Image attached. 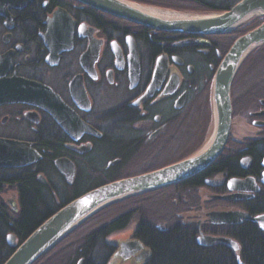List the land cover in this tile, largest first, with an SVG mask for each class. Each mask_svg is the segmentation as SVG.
I'll use <instances>...</instances> for the list:
<instances>
[{"label": "flooded vegetation", "instance_id": "obj_1", "mask_svg": "<svg viewBox=\"0 0 264 264\" xmlns=\"http://www.w3.org/2000/svg\"><path fill=\"white\" fill-rule=\"evenodd\" d=\"M132 1L175 10L185 3ZM239 36L157 32L71 0H0V264L87 192L199 151L212 124L215 71ZM231 101L223 153L203 173L150 199L161 213L149 221L161 231L191 230L197 246L245 264L239 231L253 225L264 237L241 218L264 216V50L237 73ZM31 181L42 219L25 229L23 193ZM238 182H245L242 190ZM212 211L234 212L239 222L209 223ZM131 226L118 232L130 229L134 240L140 222ZM202 234L231 239L239 250L200 246ZM105 245L114 249L111 259L95 263L121 264L120 242Z\"/></svg>", "mask_w": 264, "mask_h": 264}, {"label": "water", "instance_id": "obj_2", "mask_svg": "<svg viewBox=\"0 0 264 264\" xmlns=\"http://www.w3.org/2000/svg\"><path fill=\"white\" fill-rule=\"evenodd\" d=\"M98 12L147 29L192 36H226L248 25L255 17L262 24L238 37L222 57L215 71L212 89V125L203 147L188 158L167 167L127 177L87 192L60 209L39 225L9 256L4 264H37L66 238L95 216L127 200L180 185L206 171L223 153L232 125L231 90L237 73L246 59L264 47V0H241L224 12L198 13L143 4L132 0H71ZM68 18L56 13L54 18ZM26 164L31 156L27 155ZM59 168L62 166L60 162ZM236 189L242 190L238 182ZM208 184H210L208 182ZM209 223L235 224L234 212H209ZM241 218L256 223L264 232V216ZM198 244L210 247L222 244L238 252V244L227 238L201 235ZM151 256L139 240L120 243L121 264L142 263ZM79 264H83L80 260Z\"/></svg>", "mask_w": 264, "mask_h": 264}, {"label": "trees", "instance_id": "obj_3", "mask_svg": "<svg viewBox=\"0 0 264 264\" xmlns=\"http://www.w3.org/2000/svg\"><path fill=\"white\" fill-rule=\"evenodd\" d=\"M239 1L240 0H185L180 10L198 13H218L230 10ZM161 7H163V5ZM262 22L263 20H260L254 25L250 23L251 25L248 24L241 27L235 34H245L248 30L251 31L258 27ZM248 27L250 28L248 29ZM246 29L248 30L246 31ZM261 50H264V48H261L257 52ZM165 191L166 190H161L130 199L113 207L120 205H133V207H135V203L149 197L154 199V197L161 196ZM23 199L25 209L23 217L20 220V225L25 229H31L42 219L39 215L41 198L38 193V187L33 181L25 185ZM113 207L100 213L90 222L104 215L106 212H109ZM140 208L142 209L144 207L133 208L136 211L130 210L128 213L122 215L119 220H115L106 226L91 231L81 239H74L73 237L77 236L78 233L89 224L88 222L66 238V240L60 243L37 264H42L45 260L50 258L51 260L61 259L66 261V263L63 264H75L76 261L81 258L86 259L85 264H96L95 262L98 259L107 262L111 259L114 249L105 245L106 239L112 234L126 229L132 221L137 219L138 222H140V227L135 233L134 238L138 239L145 247L149 248L152 253L151 258L146 264H235L233 258L229 256L230 254L216 252L212 249H203L197 246L191 230H183L179 227H171L168 231L158 230L149 221L148 211L140 210ZM71 240L76 241L75 243H71V246H67L66 244L65 250L62 249V251L57 252L60 248L64 247L65 243ZM239 240L244 246L243 259L245 264H264V237L253 225L244 229L242 228L239 231ZM5 261L6 259L3 260V263Z\"/></svg>", "mask_w": 264, "mask_h": 264}, {"label": "rangeland", "instance_id": "obj_4", "mask_svg": "<svg viewBox=\"0 0 264 264\" xmlns=\"http://www.w3.org/2000/svg\"><path fill=\"white\" fill-rule=\"evenodd\" d=\"M149 200H150V197L149 198H145L144 200L135 203L136 204L135 207H133V205H131V204H130L131 206H129V205H120V206L113 207L109 212H106L104 215L98 217L93 222H91L90 224L86 225L85 228H83L78 233V235L74 236L73 238L76 239V240L77 239H81L84 236L88 235L91 231L97 230L100 227L110 223L115 218H117L122 212H128L130 210H135L133 208L144 207L142 209L140 208V210L148 211V217L156 218V216H158V214L161 213L160 212L161 207H160V205H157V207L156 206L154 207V205H151V202ZM148 203H150V204H148ZM145 205L147 207H145ZM170 205H171V203H170ZM157 212H159V213H157ZM137 222H138V219H137ZM159 224L161 225V222H159ZM133 226H134V221L132 222V226L131 227H133ZM131 227H129V228H131ZM131 234H132V232L130 233V229H128V231H126V232H116V233L112 234L111 236H109L107 238V241L110 244H116L117 245L118 242L121 241V240L130 239L129 237H130ZM76 240H71V241L65 243L64 247H62L60 249H64L66 247V244H67V246H71V243H75ZM57 252H59V251H57ZM59 260H61V259H59ZM46 261L48 262L46 264H51L49 262H51L53 260H51V258H50V259H47Z\"/></svg>", "mask_w": 264, "mask_h": 264}, {"label": "bare ground", "instance_id": "obj_5", "mask_svg": "<svg viewBox=\"0 0 264 264\" xmlns=\"http://www.w3.org/2000/svg\"><path fill=\"white\" fill-rule=\"evenodd\" d=\"M62 251V249L59 250V252Z\"/></svg>", "mask_w": 264, "mask_h": 264}]
</instances>
